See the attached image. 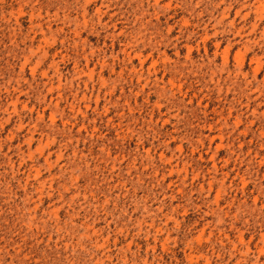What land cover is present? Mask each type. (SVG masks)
Masks as SVG:
<instances>
[{
  "label": "rangeland",
  "instance_id": "rangeland-1",
  "mask_svg": "<svg viewBox=\"0 0 264 264\" xmlns=\"http://www.w3.org/2000/svg\"><path fill=\"white\" fill-rule=\"evenodd\" d=\"M0 264H264V0H0Z\"/></svg>",
  "mask_w": 264,
  "mask_h": 264
}]
</instances>
